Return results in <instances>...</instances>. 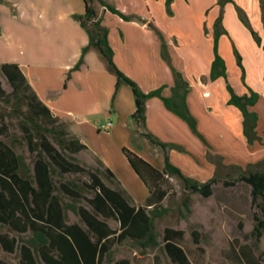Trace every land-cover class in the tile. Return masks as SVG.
<instances>
[{"label": "trees", "instance_id": "obj_1", "mask_svg": "<svg viewBox=\"0 0 264 264\" xmlns=\"http://www.w3.org/2000/svg\"><path fill=\"white\" fill-rule=\"evenodd\" d=\"M95 1L124 21L132 18L104 0H83L84 14L74 15L73 18L87 32L88 44L82 49L78 62L69 71L66 80L70 79L71 72L80 69L85 54L93 50L115 78L113 96L121 85L131 89L136 107L131 119L138 129L145 128L146 102L156 97L162 101L166 110L183 120L192 133L204 141L186 104L190 87L182 74L172 71L174 84L170 88L169 97L162 94L166 85L144 93L114 63L108 30L102 25V18H98L93 7ZM231 1L217 0V5L221 8L214 23L213 60L209 73L212 81L227 78L225 61L218 52V40L220 36L227 34L222 23V12L224 6ZM262 20L264 22V7ZM242 22L259 45L257 34L244 20ZM154 30L163 38L159 31ZM163 43L165 47V41ZM234 54L244 81L242 58L236 50ZM0 73L11 89L9 94L6 93L0 81V103L10 106L7 113L0 109V137H7L9 124L5 119L14 115L21 132L20 142L25 144L30 157L29 165L23 154L16 153L13 146L0 139V229H5V232L0 233V248L7 254H17L18 264H130L127 259L115 260L112 247L127 240L141 252L159 246L154 219L157 216V206L166 196L160 184L168 177L177 178L190 194L208 198L212 194V186L217 183L218 170L220 167H227L219 159L215 161L217 167L209 180L198 182L185 177L166 155L168 148H175L180 152H184V149L175 144L162 143L151 134H144L151 145L162 149L164 167L159 171L142 158L123 149L128 163L150 195L144 207L131 205L130 197L119 187L114 175L99 161L102 170L97 167L86 169L77 162L73 155L86 150V146L71 134L67 122L53 116L38 99L18 66L1 64ZM226 90L229 95L228 105L235 107L242 116V133L247 145L252 146L256 142L263 144L255 131L257 115L250 111L257 102L258 94L249 89V95L240 96L228 82ZM254 165L252 170L224 184L232 186L236 182H243L250 187L251 202L259 210L260 216L254 215L249 236L259 242L264 232V158ZM234 168L239 170V167ZM67 174L86 175L88 181L82 182L84 189L75 181H57ZM82 201L87 207L81 205ZM182 202L187 210L189 197H185ZM68 212L76 216L78 222L69 223ZM108 221L116 222L118 229H112ZM167 233L165 231L164 249L172 264H189L182 249L168 241ZM234 251L235 248L232 247L230 252ZM236 251V260L244 264H260L249 245H237ZM0 264L10 263L0 259ZM154 264H160L157 256L154 257Z\"/></svg>", "mask_w": 264, "mask_h": 264}, {"label": "crops", "instance_id": "obj_2", "mask_svg": "<svg viewBox=\"0 0 264 264\" xmlns=\"http://www.w3.org/2000/svg\"><path fill=\"white\" fill-rule=\"evenodd\" d=\"M104 1L132 17L130 21H124L98 2L93 3L98 18H105L106 21L111 16L116 20V25L103 24L108 29V41L116 66L144 93L166 85L162 94L169 97L174 76L159 58V41L154 29L159 31L171 50V56L177 58L182 77L189 84L186 104L204 139H208V133H212L211 136L218 141H223V135L237 141L243 135L242 116L227 103V82L240 96L249 95V89L257 93V102L250 111L257 115L255 131L263 144L256 142L249 146L245 143V148L249 157L264 158L263 25L259 32L251 27L260 41L258 45L250 35L253 41L250 43L249 58L253 60L250 67L256 77L253 83L249 82L245 58L237 51L236 41L222 21L229 35L233 56L236 50L242 58L244 81L240 68V81L237 84H232L228 68L226 80L219 78L212 81L209 73L213 60V38L208 33L203 34L202 26L193 32L189 25L177 28V25H149V20L153 19L150 14L151 0ZM142 9L147 10L145 16H142ZM84 10L83 0H0V65H17L38 99L53 116L67 122L71 134L86 146L87 149L82 152L89 153L114 175L119 187L130 197L131 205L144 207L150 196L148 189L131 168L123 149L162 171L164 157L161 149L151 145L144 134H151L162 143L183 145V153L188 149L193 155L195 153L189 143L197 145L194 139L197 136L183 120L168 112L156 97L146 102L145 128L138 129L131 119L136 109L131 89L121 85L113 96L115 78L105 63L97 61L93 50L85 54L80 69L71 72L70 79L66 80L69 71L78 62L82 49L88 44L87 32L73 18L74 15H83ZM222 41L223 36L218 40V52L226 60L221 51ZM107 121H111L112 126L104 131L102 127ZM171 163L184 171L180 164ZM188 164L194 169L188 175L198 182H205L214 175L213 167L196 166L191 159ZM163 209H158L156 218L166 212L167 209ZM166 231L168 241L179 247L169 235L178 236L181 233ZM193 236L197 242V235Z\"/></svg>", "mask_w": 264, "mask_h": 264}, {"label": "rangeland", "instance_id": "obj_3", "mask_svg": "<svg viewBox=\"0 0 264 264\" xmlns=\"http://www.w3.org/2000/svg\"><path fill=\"white\" fill-rule=\"evenodd\" d=\"M151 2L150 14L154 20H149V25H177L176 28L189 25L193 32H195L196 28L202 26L203 34L206 35L208 33L213 38L214 23L219 16L221 8L217 5V0H151ZM263 7L264 0H232L224 6L222 12V21L230 36L236 41L235 47L237 51L245 58L249 82L253 81V83L256 77L252 74V68L250 67V63L253 60L250 61L249 58L252 48L250 43H253V41L242 20L250 25L254 31H261V27L264 25L262 20ZM142 10V16H145L147 10ZM126 16L129 17L130 15ZM115 21L111 16L106 21L105 18H102V25H116ZM140 23L138 22V24ZM207 25H209V28ZM154 35L159 41V58L171 71L180 73L179 62L176 57L171 56V50H169L164 38H161L156 31H154ZM222 36L221 51L227 58L226 63L223 57L226 69L228 68V75L232 84H237L240 81V70L236 66L229 35L224 34ZM164 41L165 47H163ZM92 53L97 61L104 63L95 51ZM0 81L5 92L9 94L11 89L1 73ZM0 109L7 113L10 110V106L0 103ZM22 109L25 108L22 107ZM5 121L9 124V132L7 137H0V139L13 146L16 153L23 154L26 163L30 165L28 150L25 144L20 142L21 132L18 129V119L11 114V118H6ZM211 135L212 133H208V139L204 141L194 137L197 145L193 142L189 143L190 149L195 155L189 152L188 149L187 153L180 152L175 148H168L166 152L170 162L173 161L180 164L181 169L184 170L181 172L185 177H190L188 174L194 170L188 164V160L190 161L191 159L196 166L199 164L203 168L213 167L215 170L217 167L215 161L221 159L222 164L227 167H220L218 170L217 183L212 186L211 196L203 198L199 194H190L183 188L177 178H166L160 184L161 189L166 192V196L161 204L157 206V209L164 208L167 210L154 219L159 246L141 252L129 240L121 244H114L112 251L115 260L127 259L130 264H154V257L157 256L160 264H172L164 250L163 238L166 230H173L179 231L181 234L178 236L169 235L170 239H173L182 248L190 264H244L236 260L237 245H249L255 257L259 259L260 264H264V232L259 242H255L249 236L253 228V217L254 215L260 216V212L251 202L248 185L243 182H236L232 186L224 184L234 181L240 174L252 170L255 166L254 164L263 158L248 156L243 135L238 141L227 135H223V141H218ZM181 146L184 149V146ZM217 148L219 152L215 151ZM160 151L163 154L162 157H164L162 149ZM73 156L86 169H94L96 167L100 170L103 169L98 160L87 152H80ZM234 167H239V170ZM191 178L198 181L196 178ZM57 181H75L84 189L82 182L88 181V177L86 175L67 174L58 178ZM104 182L109 185L107 181L104 180ZM185 197L190 199L187 210L182 204ZM65 201L69 202L67 198H65ZM81 205L87 207L84 201L81 202ZM68 217L69 223L78 222V218L71 212H68ZM108 223L111 228L118 229L116 222L108 221ZM3 232H5V229H0V233ZM192 233L197 235L195 237L197 242L194 241ZM232 247L235 248L234 253L230 252ZM0 259L10 264H18L17 254H7L1 248Z\"/></svg>", "mask_w": 264, "mask_h": 264}, {"label": "built area", "instance_id": "obj_4", "mask_svg": "<svg viewBox=\"0 0 264 264\" xmlns=\"http://www.w3.org/2000/svg\"><path fill=\"white\" fill-rule=\"evenodd\" d=\"M111 126H112L111 121H107L106 125H104V126L102 127V129H103L104 131H106V130L110 129Z\"/></svg>", "mask_w": 264, "mask_h": 264}]
</instances>
